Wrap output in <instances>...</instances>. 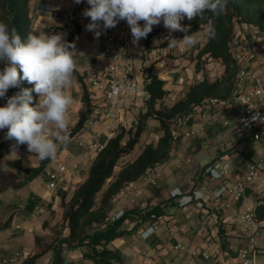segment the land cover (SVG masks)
Listing matches in <instances>:
<instances>
[{
	"label": "crops",
	"instance_id": "crops-1",
	"mask_svg": "<svg viewBox=\"0 0 264 264\" xmlns=\"http://www.w3.org/2000/svg\"><path fill=\"white\" fill-rule=\"evenodd\" d=\"M30 4L35 16L33 34L62 33L64 39L70 28V15L76 10L75 18L80 24V33L71 43L75 44L79 54L75 57L76 69L84 73L88 84L87 77L105 59L100 51L104 31L96 38L93 32L86 30L87 22H90V18L83 16L84 9L89 7L86 0L80 4H76L75 0H30ZM43 4L50 5L56 14L51 15L48 10L41 8ZM153 28L156 32L150 38L151 47L145 50L144 39L139 41L138 46L131 43V32L126 21H120L115 27L133 62L134 78L140 88H143L145 68L150 64L165 80V87L169 90L165 97L166 104L180 98L188 85L195 81L203 77L213 80L223 73V65L214 59H208L203 68L196 71L191 58L195 51L192 53L191 47L170 49L158 46L160 43L154 44V41H162L180 31L169 33L163 22ZM203 30L195 33L199 34ZM206 35L204 30L200 44ZM200 37L197 35L198 40ZM215 64L217 67L213 68ZM243 67L252 72L255 78L243 80L235 92L249 91L256 85L264 89V34L253 46V57ZM65 92L73 98L68 111V124L71 128L83 110L81 86L74 81ZM38 99L37 95L36 101ZM91 103L96 105L98 100H91ZM143 108L144 96L135 95L128 89L113 105L110 118L97 123L89 131L77 130L71 136V142L66 147L61 146L56 157L48 159L42 171L32 178H28V169L38 166L42 161L36 154L18 150L19 158L8 153L0 159V221L11 215L9 226L0 230V264H23L24 257L38 250L36 235L43 242L52 240L54 236L50 239L44 236L54 233L53 227L62 223V207L56 189L66 190L69 197L86 177L90 163L99 149L90 148L89 144L95 142L102 147L108 137L116 134L120 125L131 126ZM237 120L231 101L205 102L198 106L188 121L177 119L173 123L172 133L177 137V143L169 157L154 167L157 171L155 182H149L145 174L127 183L115 195L109 215L116 216L128 209L143 208L172 198L171 205L165 209L166 214L160 221H146L134 233L117 237L108 243V247L119 249L125 264H242L239 251L246 246L251 235L256 240V259L264 263V219L256 220L253 226H249L243 219L248 210L253 211L264 189L249 186L241 199L233 201L228 208L217 210L189 197L193 189L203 183L213 191H223L230 183L246 174L248 161L258 157L263 142L254 141L248 134L237 135L232 130ZM187 131L191 134L186 135ZM158 136L157 120L148 119L147 129L141 134L139 143L121 160L134 157L140 151V144L155 142ZM220 157L229 164V173L224 179L208 170ZM57 162L66 166L63 179L58 181L55 189L47 188L44 183L48 180V172L57 169ZM261 177L264 179V173ZM134 190H139L137 196L133 195ZM29 204L34 206L29 208ZM136 217L128 216L123 222L124 227H130ZM219 223L225 230L230 252L220 245L217 233ZM61 232L65 234L66 228H62ZM82 252L83 248L64 247L63 264H93L91 259L82 257ZM51 256L52 250H47L36 259V264H49Z\"/></svg>",
	"mask_w": 264,
	"mask_h": 264
},
{
	"label": "trees",
	"instance_id": "trees-1",
	"mask_svg": "<svg viewBox=\"0 0 264 264\" xmlns=\"http://www.w3.org/2000/svg\"><path fill=\"white\" fill-rule=\"evenodd\" d=\"M76 10L70 15V28L65 40L71 43L72 39L80 33V24L75 18ZM34 12L30 0H0V22L9 27H15L22 37L26 39L33 33ZM211 21L216 28V38L206 39L191 47L195 51L193 57L196 71L203 68L208 59L218 60L223 65V73L213 80L206 77L188 85L182 96L171 104L165 103L169 90L165 87V80L153 70L152 64L144 71L143 89L144 108L135 117L129 127L120 125L115 135L108 137L93 157L84 180L74 188L67 197V191L56 189L62 207V223L53 227L54 237L50 242H43L41 237L35 236L38 250L30 256L23 258V264H36V259L52 250L49 264H63L62 252L66 248H83L82 257L91 259L93 264H125L121 252L117 248L108 247V243L117 237L132 234L146 221H160L166 214L165 209L171 205L172 198H168L143 208L128 209L113 220L107 219L115 195L129 182L135 181L145 175L151 168L164 162L177 143V137L172 133L173 123L186 117L209 98L228 100L235 94L236 76L239 65L229 51V41L233 35L236 23H249L264 33V0H229L226 10L219 17L205 13V19L199 16L189 21L186 18L181 22L192 34L204 28ZM152 32L144 39L145 50L151 46ZM179 32L173 38L183 37ZM158 46H167L166 38ZM3 65H0L2 69ZM75 81L81 86V102L83 110L77 121L71 127V136L80 129L88 113L95 107L91 103L88 84L84 73L75 71ZM26 81L21 82L18 88H10L7 96L10 97L23 88H32ZM35 106L37 95L33 92ZM6 99H0V106H4ZM158 122L159 136L155 142L140 144V151L132 158H121L129 155L139 143L141 134L147 129L148 119ZM7 129L0 131V159L10 153L14 140H6ZM18 150L27 153V146L21 145ZM48 159H44L36 167L28 169V178H32L42 171ZM121 160V163L119 161ZM200 177V176H199ZM34 205L29 204V208ZM253 212L256 220L264 219V192L256 200ZM137 216L130 227H124V220L130 216ZM11 215L0 221V230L7 228ZM66 228L62 234L61 229ZM220 245L230 252L225 240V230L219 223L217 225Z\"/></svg>",
	"mask_w": 264,
	"mask_h": 264
},
{
	"label": "clouds",
	"instance_id": "clouds-1",
	"mask_svg": "<svg viewBox=\"0 0 264 264\" xmlns=\"http://www.w3.org/2000/svg\"><path fill=\"white\" fill-rule=\"evenodd\" d=\"M83 0H75L80 4ZM229 0H86L88 8L83 16L90 18L86 30L96 38L103 31L115 28L126 21L131 32V43L138 46L146 39L153 27L163 26L169 33L180 31L182 39L166 38L167 47H194L199 43L197 34H187L189 29L182 25L186 18L191 21L197 16L205 19V13L219 17L226 10ZM144 23L141 24L140 22ZM207 37L216 38L215 25H206ZM163 41H154V44ZM79 54L75 44L64 39V34L39 35L29 33L22 39L15 27L0 22V131L7 129L6 140H14L9 155L18 157V149L26 145L29 153L40 160L54 159L61 146L71 142L68 111L73 98L65 92L75 81V57ZM26 81L32 88H23L8 97L10 88H18ZM33 92L39 97L35 106ZM52 126V127H49Z\"/></svg>",
	"mask_w": 264,
	"mask_h": 264
},
{
	"label": "built area",
	"instance_id": "built-area-1",
	"mask_svg": "<svg viewBox=\"0 0 264 264\" xmlns=\"http://www.w3.org/2000/svg\"><path fill=\"white\" fill-rule=\"evenodd\" d=\"M41 8L48 10L51 15L56 14L50 5L43 4ZM89 23L87 22V24ZM262 34L264 33L252 24L245 22L235 24L233 35L229 41V51L239 65L236 87L247 78H255V75L245 70L243 65L253 57V46L258 43ZM100 51L105 61L99 63L96 70L87 77L90 100H98V103L81 124V131H89L97 123L110 118L113 105L128 89H131L135 95H145L144 89L139 87L134 78L133 62L125 51L115 28L104 31ZM218 101L220 100L209 98L205 102L215 103ZM222 101H231L237 113L238 120L232 125V130L239 136L251 135L254 141H262L263 146L258 157L248 161L246 174L230 183L223 191H213L206 183L193 189L189 195L190 198L216 210L228 208L233 201L241 199L245 189L249 186L264 189V179L261 177L264 173V89L256 85L249 91L238 90L232 98ZM179 119L184 122L187 120L186 117ZM185 134L189 135L191 132L187 131ZM79 143L81 144V142ZM89 147L100 148L101 145L92 142ZM208 170L214 171L217 177L224 179L229 173V164L223 160V157H220L209 166ZM65 171V164L57 162V169L48 172V180L45 181L44 186L55 189L58 181L63 179ZM156 176L157 171L154 170V167L146 173V177L151 183L155 182ZM138 193L139 190H134L133 195L137 196ZM115 217L117 216L108 215L107 219L113 220ZM243 219L249 226H253L256 221L251 209L243 215ZM192 253L196 254V251ZM239 256L242 264H264L256 259L257 246L254 235H251L246 246L241 248Z\"/></svg>",
	"mask_w": 264,
	"mask_h": 264
},
{
	"label": "rangeland",
	"instance_id": "rangeland-1",
	"mask_svg": "<svg viewBox=\"0 0 264 264\" xmlns=\"http://www.w3.org/2000/svg\"><path fill=\"white\" fill-rule=\"evenodd\" d=\"M204 30H205V32H206V25L204 26ZM204 30L202 31V32H200L199 34H197L198 35V37H200L203 33H204ZM207 33V32H206ZM202 39H203V37H200V40L199 41H202ZM186 51V50H185ZM215 67H217V65L215 64L214 66H213V68H215ZM6 231H9V229H5ZM5 231V232H6ZM54 236V233H51V234H49V235H45L44 236V238L45 239H50L51 237H53Z\"/></svg>",
	"mask_w": 264,
	"mask_h": 264
}]
</instances>
